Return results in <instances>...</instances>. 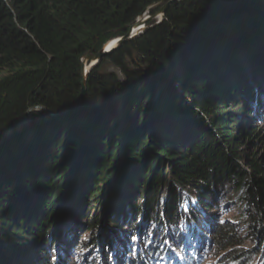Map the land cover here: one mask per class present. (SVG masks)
I'll list each match as a JSON object with an SVG mask.
<instances>
[{
    "label": "trees",
    "instance_id": "trees-1",
    "mask_svg": "<svg viewBox=\"0 0 264 264\" xmlns=\"http://www.w3.org/2000/svg\"><path fill=\"white\" fill-rule=\"evenodd\" d=\"M167 2L0 0V73L8 72L0 79V130L32 106L56 112L68 105L81 90L83 56ZM107 64L125 81L104 72ZM87 85L76 110L35 114L0 147V264H46L33 258L37 252L59 257L61 232L82 196L86 246L115 247V264L176 262L187 242L156 232L186 215L203 226L197 241L225 253L219 264H264V162L252 152L261 137L246 125L260 109L264 115L257 95L264 91V0L174 2L160 25L104 57ZM229 188L238 193L242 224H211L184 208L186 192L209 210ZM139 214L154 222L152 236L125 261L121 245L144 234ZM122 227L126 241L124 232L111 240Z\"/></svg>",
    "mask_w": 264,
    "mask_h": 264
},
{
    "label": "rangeland",
    "instance_id": "rangeland-1",
    "mask_svg": "<svg viewBox=\"0 0 264 264\" xmlns=\"http://www.w3.org/2000/svg\"><path fill=\"white\" fill-rule=\"evenodd\" d=\"M162 8H160L155 14H151L150 12L145 13V15L141 19L147 20L145 24L146 28L163 22L165 14L164 15L161 14ZM104 72L119 73V70L115 68L113 65L107 64L104 68ZM7 75H8L7 71L1 72L0 79L6 77ZM257 95L259 96L258 98L260 100L262 101L264 100V91L262 93H259V90H257ZM261 110L263 109H260L257 113L262 114V116L260 115L259 119L254 118L250 120L248 123H246V125L250 126L253 130L258 129L260 131L259 133L261 138L260 140H258V145H256L253 148L252 152L254 151V154H257L256 156L261 158L264 162V115ZM87 187H89V184ZM191 193L186 192V194L184 195V197L186 196V199L184 198L185 199L184 208L186 210H192L191 212H194L197 215V217H198V213H201L204 216H208L209 217L208 221H210L211 224L233 223L234 225H237L245 222V219L239 217L240 215L239 205L241 204V202L237 198L238 193L232 191L230 188L222 189L220 193L217 194L218 198L216 201L213 200V202H211L212 203L211 205L213 207L209 210H207L202 206V203L200 202V198L198 197L197 194H195L196 192H191ZM94 204L97 203L94 202ZM104 210H105L104 205H102L99 211L102 213L103 217L108 213ZM131 210L132 209H130L128 206L127 218L133 215V214L129 215V212ZM71 213L72 216L69 219H67L68 225L67 227H65L66 229L63 232H61L60 235L62 239L63 236L65 235V238L62 241L58 242L59 250H60L59 253L60 258L58 257L57 254L56 256L51 257V254L53 252H50L49 254L50 257L47 256L46 254L43 255L40 252L39 253L37 252L36 255L33 256V258H38V259L40 258L46 264H113V263L115 264V262H117V258L114 260L115 247L112 248V246L109 245L108 247L106 246L104 250H100V249H93L94 247L87 248L86 246L87 241L89 240L90 237V232L86 230L89 227V223L85 221L86 204H85V198L83 196L82 199L81 200L78 199V202H76L73 208H71ZM88 214L92 215L93 213H91L90 211V213L88 212ZM135 216L137 218V221H139L137 232L139 230H142V232H144V234L141 235L140 238L138 239L137 243L132 244V242H134L136 238L129 236L126 227L117 228L116 229L117 232L115 234L111 233L113 236L109 235L111 240L114 241L117 235H120V233L124 232L123 242L126 241L125 239L129 236L128 239L131 241L130 243L131 245L127 247L128 244L127 246L122 244L120 248V250H122V253L124 254L125 261L130 258V254H131L129 253L130 251L133 252L134 249L136 250L141 246L143 248V246L149 245V242L147 243V241L149 237L152 236L151 229L153 228V226L150 223H154V222L150 221V223L147 225L146 222L143 221V217L141 218L140 214L138 216L137 215ZM180 220H181L180 223L168 227V229H166V233L161 234L159 229L156 232V234L158 238H162V237L168 238L170 234L181 237L182 240L187 242L186 247H184V253L178 256L177 254L174 253L175 254L174 258H176L177 263L174 262L173 260L165 263L164 258L163 259L158 258L159 260L157 261V264H219V260L223 262L224 260L223 257H225V253L221 254L222 256L216 255L215 252H217V249L215 248L213 241L212 242H209L208 240L197 241V238H200L201 236L195 235V232L198 231L199 229H202L203 226L199 224V221L196 218L186 215ZM180 220H177L176 222H179ZM72 232L74 233V236L71 240ZM208 237L212 238V236H208ZM53 240L55 241L56 239L53 238ZM54 243L51 242V244ZM70 243L71 245H69ZM158 245L159 246L156 247H160L161 243L159 242ZM79 246H81L82 248ZM195 247H198L197 250H194ZM251 247H253V244L251 242H247L246 245L244 246V248H247L248 250ZM252 264H262L261 258L259 261H255Z\"/></svg>",
    "mask_w": 264,
    "mask_h": 264
},
{
    "label": "water",
    "instance_id": "water-1",
    "mask_svg": "<svg viewBox=\"0 0 264 264\" xmlns=\"http://www.w3.org/2000/svg\"><path fill=\"white\" fill-rule=\"evenodd\" d=\"M177 1L179 0H169L167 4L164 5V7L161 9V14L164 15L167 8L171 4ZM150 11L151 10L149 9L146 12H150ZM145 13L138 18V20L133 26L130 27L128 33L124 37L113 40L112 41L113 44H111L110 42L108 45L104 47L102 51H100L97 54L89 53L83 56V58L81 59V65H82V71H81L82 74H81V83H80L81 90L80 93L72 101H70L68 105H66L64 108L56 112L51 110L47 106H43V105H35L28 108L27 110L22 112L18 117L16 116L15 118H13V120L6 125V128L0 130V138H2V141L0 142V147L3 146L6 142L10 141L17 134L24 131L28 127L31 119L35 114H45L56 117V116L68 115L72 111L80 107L88 96L89 90L87 83H88L89 74L93 71V69H95L101 63L103 58L111 54L115 49L119 48L124 43L137 39L138 37L143 35L147 30L152 29L153 27L161 24L159 23L157 25L146 28L145 24L147 20L141 19L145 15ZM116 74H118L119 78L122 81H125L124 75H122L121 72L119 73L116 72Z\"/></svg>",
    "mask_w": 264,
    "mask_h": 264
},
{
    "label": "bare ground",
    "instance_id": "bare-ground-1",
    "mask_svg": "<svg viewBox=\"0 0 264 264\" xmlns=\"http://www.w3.org/2000/svg\"><path fill=\"white\" fill-rule=\"evenodd\" d=\"M111 44H113V43L111 42ZM111 44H110V45H111ZM210 250H211V249H210ZM213 254H214V253H213Z\"/></svg>",
    "mask_w": 264,
    "mask_h": 264
},
{
    "label": "snow or ice",
    "instance_id": "snow-or-ice-1",
    "mask_svg": "<svg viewBox=\"0 0 264 264\" xmlns=\"http://www.w3.org/2000/svg\"><path fill=\"white\" fill-rule=\"evenodd\" d=\"M142 27V26H141Z\"/></svg>",
    "mask_w": 264,
    "mask_h": 264
}]
</instances>
